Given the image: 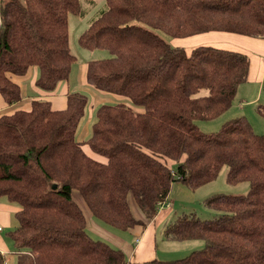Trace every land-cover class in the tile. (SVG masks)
Returning a JSON list of instances; mask_svg holds the SVG:
<instances>
[{
	"label": "trees",
	"instance_id": "obj_1",
	"mask_svg": "<svg viewBox=\"0 0 264 264\" xmlns=\"http://www.w3.org/2000/svg\"><path fill=\"white\" fill-rule=\"evenodd\" d=\"M105 1L79 36L83 48L107 52L87 62L86 80L129 102L99 106L85 142L76 135L88 104L81 91L67 94L64 109L37 99L30 110L0 116V197L19 206L8 232L17 264H127L123 250L87 232L88 214L142 230L174 181L196 188L224 167L228 183L247 182L249 192L206 198L219 212L214 219L192 213L168 223L167 238L205 245L157 264H264V134L244 115L213 132L197 124L231 107L250 58L212 44L174 47L158 33L264 37V0ZM82 11L81 0H0V97L7 104L22 97L13 73L38 66L36 84L47 91L69 78L77 56L68 17ZM258 111L264 117V105Z\"/></svg>",
	"mask_w": 264,
	"mask_h": 264
},
{
	"label": "rangeland",
	"instance_id": "obj_2",
	"mask_svg": "<svg viewBox=\"0 0 264 264\" xmlns=\"http://www.w3.org/2000/svg\"><path fill=\"white\" fill-rule=\"evenodd\" d=\"M83 11L81 14H70L68 17V23H69V42H70V47L71 51L73 54H75L78 57L79 63H75L72 67L71 73L69 75L71 82L72 81H78L79 78V72H75L76 68L79 66L81 63H86L87 59L94 54V56L97 55L99 56V53H105L107 56V52L97 50V51H90L86 48H83L80 43H79V36L81 33L88 27V25L91 23V21L97 17L103 9L106 7V1L105 0H81ZM158 33L164 37L172 46L174 47H183L185 49H192L195 46L201 45V44H212L218 47H226V48H231V49H239L242 51H245L250 58V62H253L252 66V72L253 75H255V72L257 69L261 68V64L259 60H254L258 59L257 56L261 57L262 60H264V54L260 52L257 48H250L248 49L247 46H244L243 44L236 42L235 40L231 39L234 36H241V37H248V36H243L239 35L236 33H229V32H219V31H211V32H206V33H201L193 36H188V37H173L163 31H158ZM262 55V56H261ZM96 57V58H97ZM254 60V61H253ZM257 79H254L251 82H248L241 87V93L243 88L246 86H250V89H247L244 91V97L246 101L244 107L246 109L247 113V119L250 121L253 130L258 133V134H264V117L263 115L258 111L257 107L259 104L264 105V90L261 92L260 87L257 83ZM88 96V104L86 106L85 110V115L83 119L80 122L79 125V130H81L82 126L85 124V122L88 121L90 114H91V96L88 91H82ZM258 94L261 95V100L260 103L256 102V98H258ZM113 101L116 99L114 97ZM129 102L128 100H126ZM242 102V100L239 99V96L237 95L233 101V110L239 106V104ZM107 103H113V102H108ZM105 102V103H106ZM256 102V103H253ZM232 109V108H231ZM226 111L225 113L221 114L220 117H217L218 119L215 118L212 120H197V124L199 125L200 129L205 132H213L217 131L220 129L223 124L231 117L233 114V111ZM4 113L8 112H1L0 111V116ZM237 113V112H236ZM239 114V113H237ZM93 121L95 119V114L92 115ZM91 127V126H89ZM90 133V130H89ZM227 170L228 167H224L218 177L206 184H203L199 187L196 188H191L184 182L180 180H176L173 182L170 195L172 200L175 202L176 208L174 209V213L172 216L175 215H182V214H192L194 213L198 218L200 219H214L219 215V212L215 211L214 209L208 208L204 202L205 199L210 197L213 194L217 193H224V194H229V195H244L249 192L250 185L247 182H242L239 184H230L227 181ZM176 186H178L176 188ZM1 198V197H0ZM74 198L79 202L81 201L80 199V193L78 191H74ZM2 199L9 203V204H18L16 202H11L7 198L2 197ZM160 203L159 205H161ZM173 205V204H172ZM174 205V206H175ZM166 206V205H165ZM172 206V208L174 207ZM19 207V206H18ZM160 208V207H159ZM133 213H137V210H135V207L132 208ZM13 216L14 212L12 213ZM15 218V217H14ZM97 222L105 226V228L111 230L112 232H117L119 234H125L128 235L129 237L131 236L128 232L120 230L116 227H113L97 218H94ZM16 223L17 219L15 218ZM3 231L0 232V236L5 240L6 246L4 245V248H1L4 252L5 256V264H17L18 260V255H17V250L14 246V243L8 236V232L13 230L14 227L12 226H4ZM87 232L95 239H102L103 241L109 243L111 246L116 247L111 241H107L101 237L98 236L95 232H92L90 229H87ZM181 244H183V248L188 249L187 252L184 250H181L182 252H174L173 256L179 255L178 257L174 258H166V259H176V258H181L184 257L185 255H188L190 251L193 250H198L204 247V241L195 239V240H189V241H183ZM160 251L159 253L162 255L165 253L162 244L160 243ZM0 249V250H1ZM164 256V255H163Z\"/></svg>",
	"mask_w": 264,
	"mask_h": 264
},
{
	"label": "crops",
	"instance_id": "obj_3",
	"mask_svg": "<svg viewBox=\"0 0 264 264\" xmlns=\"http://www.w3.org/2000/svg\"><path fill=\"white\" fill-rule=\"evenodd\" d=\"M231 39L243 44L244 46H247L248 49L257 48L260 52L264 54V37L234 36ZM90 51H93V50H90ZM242 52L246 53L245 51H242ZM93 53L87 59L85 64L81 63L76 68L75 72L76 71L79 72L78 74L80 78L78 81L75 80L71 82L70 77H69L67 80L61 81L58 84V86L54 90H51V91L41 89L37 86L36 80L39 77V68L36 65L29 67L28 70L23 74H14V73L11 74L10 75L11 79L15 83H17L21 89L22 97L19 101L12 103V104H7L4 101V99L0 97V111L8 112L4 114H12L17 110H30L32 107V102L37 99L50 100L54 109H58V110L64 109L67 105V94L69 92H74V91L82 92L84 90L88 91L90 93L91 100H92L91 114H90L88 121L85 122V124L82 126L81 130H79V127H78L77 133H76L77 139L81 142H85L91 135L92 125L95 122L96 111L99 106H101L102 104H105L106 101L113 102V103H117L121 101L127 102L125 98H121V97H118L117 95L110 94V93L100 92L97 89L91 87L87 83V80H86L87 62L90 59L97 57V55L94 56ZM105 55H106L105 53H101V52L99 53L100 57H103ZM257 58L258 59H254V60L260 61L261 68L257 69L255 72V75H253V72H252L253 62H250L248 79L246 82L242 83L239 86L238 91H237V95L239 96V99L242 100V102L240 101L241 103L234 110H233V103H232L231 107L227 110V111H230V109L232 108L231 111H233V114L231 115L229 119L237 117V116H242V115L247 117L246 109L243 108L244 107L243 103L249 102V101H246L244 97V91H246L247 89H250L251 87L245 86L242 90L243 91L242 94H240L241 87H243L242 85L248 82H251L254 79H257L258 81L256 84L259 85L261 92H263L264 90V60H262V58L259 56H257ZM79 62L80 61H78V57H77V61L75 63H79ZM258 95L259 96L258 98H256V102L260 103L261 95L260 94ZM112 97H114L116 100L113 101ZM256 102H253V103H256ZM260 105H263V104L260 103L259 106ZM236 112L239 114H237ZM93 114H95L94 121L92 118ZM89 130H90V133H89ZM83 148L96 159H99L102 161L105 160V158L101 157L100 155L93 153L87 144H84ZM177 187L178 186H176V188ZM168 201L173 202L172 206L175 205V202L172 200L170 194L168 197ZM172 206H164V207L159 208L157 215L148 222L147 226L144 229L138 230V231L137 230L136 231L135 230L126 231L131 235L130 237L125 234H119L117 232H112L111 230L105 228V226L97 222L94 219V216H92L91 214H88V229L98 234L99 237L107 241L108 240L111 241L116 247L123 250L127 256V260H128L127 264H157V261L159 260L160 261L169 260L166 258L178 257L179 255H176V256L171 255L174 252H177V253L182 252L181 250H184L185 252H187L188 250L186 248H183L184 246L183 244H181L183 241H174V240L167 238L165 235L166 225L168 223L174 222L178 218V215L172 216V214L174 213V209L176 208V205L173 208ZM18 210H19V207L17 205L9 204L5 202L1 197L0 198V225L15 227L16 220L14 218L15 216H13L12 213L14 212V215H15V212ZM186 241H189V240H186ZM160 243L162 244L163 249L165 251V253L162 255L159 253L160 247H161ZM4 245L6 246L7 244L5 240L0 236V249L4 248ZM0 252L4 254L5 251L1 249Z\"/></svg>",
	"mask_w": 264,
	"mask_h": 264
},
{
	"label": "built area",
	"instance_id": "obj_4",
	"mask_svg": "<svg viewBox=\"0 0 264 264\" xmlns=\"http://www.w3.org/2000/svg\"><path fill=\"white\" fill-rule=\"evenodd\" d=\"M172 204H173V202H170V201H168V202H163L161 205H159V207L161 208V207H164L165 205L166 206H172ZM3 230V227H2V225H0V232ZM138 241V240H137Z\"/></svg>",
	"mask_w": 264,
	"mask_h": 264
},
{
	"label": "water",
	"instance_id": "obj_5",
	"mask_svg": "<svg viewBox=\"0 0 264 264\" xmlns=\"http://www.w3.org/2000/svg\"><path fill=\"white\" fill-rule=\"evenodd\" d=\"M54 187H56V184H53Z\"/></svg>",
	"mask_w": 264,
	"mask_h": 264
}]
</instances>
